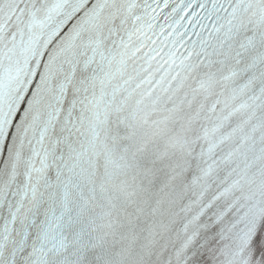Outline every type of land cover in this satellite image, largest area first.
<instances>
[{
  "label": "snow or ice",
  "instance_id": "snow-or-ice-1",
  "mask_svg": "<svg viewBox=\"0 0 264 264\" xmlns=\"http://www.w3.org/2000/svg\"><path fill=\"white\" fill-rule=\"evenodd\" d=\"M0 264H264V0H0Z\"/></svg>",
  "mask_w": 264,
  "mask_h": 264
}]
</instances>
